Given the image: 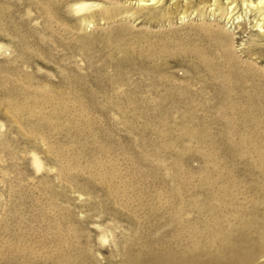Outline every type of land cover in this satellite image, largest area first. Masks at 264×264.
<instances>
[{
  "label": "rangeland",
  "instance_id": "374dc122",
  "mask_svg": "<svg viewBox=\"0 0 264 264\" xmlns=\"http://www.w3.org/2000/svg\"><path fill=\"white\" fill-rule=\"evenodd\" d=\"M0 264H264V0H0Z\"/></svg>",
  "mask_w": 264,
  "mask_h": 264
},
{
  "label": "bare ground",
  "instance_id": "6f19581e",
  "mask_svg": "<svg viewBox=\"0 0 264 264\" xmlns=\"http://www.w3.org/2000/svg\"><path fill=\"white\" fill-rule=\"evenodd\" d=\"M216 31V30H215ZM215 34V33H214Z\"/></svg>",
  "mask_w": 264,
  "mask_h": 264
}]
</instances>
